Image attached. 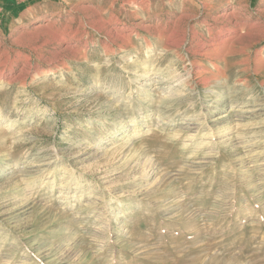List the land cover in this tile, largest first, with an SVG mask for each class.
Wrapping results in <instances>:
<instances>
[{
  "label": "rangeland",
  "instance_id": "374dc122",
  "mask_svg": "<svg viewBox=\"0 0 264 264\" xmlns=\"http://www.w3.org/2000/svg\"><path fill=\"white\" fill-rule=\"evenodd\" d=\"M0 264H264V0H0Z\"/></svg>",
  "mask_w": 264,
  "mask_h": 264
},
{
  "label": "bare ground",
  "instance_id": "6f19581e",
  "mask_svg": "<svg viewBox=\"0 0 264 264\" xmlns=\"http://www.w3.org/2000/svg\"><path fill=\"white\" fill-rule=\"evenodd\" d=\"M143 67V69H142V71H140V72H137L136 74H137V77H144V76H148V69H147V66L146 65H144V66H142ZM137 80V79H136ZM146 87V86H145ZM224 133H227V131H224ZM18 191L19 192H22V188L20 187L19 189H18ZM99 217V216H98Z\"/></svg>",
  "mask_w": 264,
  "mask_h": 264
}]
</instances>
